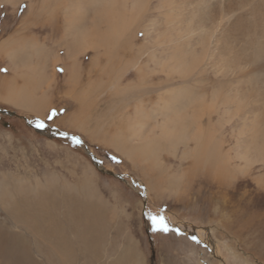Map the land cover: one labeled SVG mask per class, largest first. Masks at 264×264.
Listing matches in <instances>:
<instances>
[{
  "label": "bare ground",
  "instance_id": "bare-ground-1",
  "mask_svg": "<svg viewBox=\"0 0 264 264\" xmlns=\"http://www.w3.org/2000/svg\"><path fill=\"white\" fill-rule=\"evenodd\" d=\"M23 1L26 10L21 27L7 41L10 48L4 53L11 64L24 56L45 59L37 71L50 84L54 76L50 68L57 63L64 66L66 94L80 105L76 120L75 114L68 120L80 121V128L87 131L90 124L101 123L108 114L120 113L134 142H140L149 129L146 144L132 147H127L121 131L105 136L108 146L144 172L162 168H156L153 159L156 139H164L167 150L175 154L182 145L185 156L181 160L193 164L186 170L185 189L190 192L195 173V178L212 186L210 195L217 204L226 205L227 194L244 183L264 192V175L246 173L264 161V0ZM20 45H28L30 51L29 47L20 51ZM59 48L64 49V58L57 52ZM82 51L92 55L84 83L76 66ZM246 82L248 86L240 87ZM87 94L95 98L88 99ZM2 95L21 107L33 106L30 96L21 95L17 85ZM100 98L107 114L93 119L87 111L97 107ZM35 109L42 110L41 106ZM131 121L145 130L134 132ZM232 126L240 129L227 135L226 128ZM229 143L233 145L227 149ZM235 159L243 165H234ZM4 164L2 169L7 171L0 169V204L14 230L7 231L4 239L0 235V264H45L35 252L47 264H78L81 256L80 264H92L101 253L106 225L101 199L90 193L91 178L83 174V186L62 189L73 195L60 194L59 187H49L56 176L47 178L44 185L42 177L33 173L32 183L29 176L12 173ZM242 173L247 176L240 180L238 174ZM150 186V190L157 188ZM235 208L234 203L229 209L230 220L238 219ZM129 248L119 264H126L132 252Z\"/></svg>",
  "mask_w": 264,
  "mask_h": 264
},
{
  "label": "rangeland",
  "instance_id": "rangeland-1",
  "mask_svg": "<svg viewBox=\"0 0 264 264\" xmlns=\"http://www.w3.org/2000/svg\"><path fill=\"white\" fill-rule=\"evenodd\" d=\"M25 7L26 3L23 0H0V44H5L4 49H0V110L15 114L6 116L0 113V120L3 121L1 124L3 126L0 125L1 171H7L5 168L2 169L5 163L4 165L10 166L12 173H23L30 177L28 180L32 183L35 182L32 174H38L40 178L42 177L41 181L44 185L47 178L57 177L58 181L56 180L54 185L49 184V187H59L60 192L67 185L83 186L81 177L85 173L91 178L93 186L90 188V193L94 192L96 200L101 199L103 224L106 225L101 253L92 264H119V260L122 259L125 251L130 249L129 247H132V252H130L131 256L127 255L126 264H210L214 261H220L219 264L223 262L225 264H264V192L255 191L254 184L244 183V186L236 191L238 193L229 192L231 194H227L228 203L223 206L217 204L218 200L210 195L212 186L201 181L198 176L195 178L194 173L189 192L184 186L189 175L186 170L193 167L191 160H181V156H185L182 145L178 147L179 150L175 154L174 150H167L165 140L160 138L156 139V144L154 143L157 148L153 147L155 148L153 159L157 160L156 168H162L157 169L156 172L147 170L144 172L122 153L108 146L105 141L108 140L106 137H113L115 133L118 135L121 131L128 140L127 147L137 143L144 145L146 144L145 135L149 129L147 131L137 129L135 127L137 123L131 121L130 126L134 127V132L140 130L145 134H142L143 139H138L140 142L137 140L134 142V139L130 141L132 136L129 134L127 123L119 119L120 113L101 117L102 113L107 114V108L103 106L102 98H100L97 100L99 105L93 110L88 109L87 112L92 118L98 116L102 118L101 123L90 124V129L86 128L88 132L83 131L80 128V121H73L76 120L80 105L71 95L66 94L68 75L62 64H55L56 66L54 65L51 70L53 61L51 58L47 61L50 73L54 75L50 77L51 84L47 80L43 82L42 74L37 71L39 64L45 63V59L41 60L38 56L29 58L24 56L18 62L14 59L11 64V60L9 61L4 51L10 48L7 41L12 39L21 27ZM28 47V45L26 47L20 45L19 50H26ZM57 52H60L59 55L64 58L63 48H59ZM91 56L90 53L83 51L77 56L78 65L76 66L84 74H81L83 83L88 80L86 72L90 67ZM68 63L73 66V63ZM245 84L248 83L241 84L240 87L248 86ZM15 85L18 86L21 95L30 96L33 104L29 105L33 106L27 108L22 105L21 107L3 97L2 93L5 94ZM87 96L91 100L95 98L93 97L95 95L87 94ZM35 106H41L42 110L35 112ZM74 114V119L68 120L69 116L72 117ZM140 116L137 118L139 119ZM29 124L33 126L43 124L42 128L48 134L70 135L72 138L50 139L35 132ZM104 127L111 129H104ZM239 129L240 127H227L226 133L228 132L227 135H229L232 130ZM155 132H158L157 136H160L159 130ZM74 138L81 142L75 143ZM232 145L233 143H229L227 149ZM167 156L170 162L167 161ZM235 156L236 154H233L234 158ZM91 158L100 161L104 173L95 167ZM142 164L145 165L146 160ZM234 165L239 166L243 163L235 159ZM248 170L250 171L246 173L250 172L252 177L264 175V161L254 164ZM109 171L121 176L122 179L108 175L106 172ZM238 175L240 180L247 176L243 177V173ZM153 176H156L157 180L152 179ZM152 183L157 187L156 189L151 187L153 185H149ZM66 193L64 190L60 194ZM245 194H248L247 197H244ZM233 202L236 204L235 209L238 208V219L234 217L230 220L229 209ZM149 216L163 217L169 228L173 230L167 233L153 231V223ZM12 228L13 225L7 220L1 203L0 235L3 239L7 231L10 232ZM233 253H236V256ZM34 256L47 264L38 252H35ZM82 258V256L78 258V264L83 261Z\"/></svg>",
  "mask_w": 264,
  "mask_h": 264
},
{
  "label": "water",
  "instance_id": "water-1",
  "mask_svg": "<svg viewBox=\"0 0 264 264\" xmlns=\"http://www.w3.org/2000/svg\"><path fill=\"white\" fill-rule=\"evenodd\" d=\"M0 113L2 114V115H6V116H14L15 114L14 113H10V112H8V111H3V110H0ZM29 126H30V128H32V129H34L35 130V132H37V133H39V134H43L44 136H46V137H48V138H50V139H55V138H65V139H71L72 138V136H70V135H57V134H48L47 133V131L44 129V128H42V127H37V126H33V125H31V124H29ZM91 160H92V162H93V164L95 165V167L99 170V171H101L102 173H104L103 172V170L101 169V166H100V161L99 160H97V159H93V158H91ZM108 175H111V176H113V177H115V178H117V179H122V177L121 176H117V175H114L112 172H106Z\"/></svg>",
  "mask_w": 264,
  "mask_h": 264
},
{
  "label": "snow or ice",
  "instance_id": "snow-or-ice-1",
  "mask_svg": "<svg viewBox=\"0 0 264 264\" xmlns=\"http://www.w3.org/2000/svg\"><path fill=\"white\" fill-rule=\"evenodd\" d=\"M38 127H43V124H38ZM74 142L79 144L81 141L78 139L74 138ZM149 219L153 223V231H162V232H169L172 231L173 229H170L169 226L166 224L165 220L163 217H154V216H149ZM195 239V237H193Z\"/></svg>",
  "mask_w": 264,
  "mask_h": 264
},
{
  "label": "trees",
  "instance_id": "trees-1",
  "mask_svg": "<svg viewBox=\"0 0 264 264\" xmlns=\"http://www.w3.org/2000/svg\"><path fill=\"white\" fill-rule=\"evenodd\" d=\"M0 116H1V114H0ZM1 124H3V121H2V120H0V125H1ZM1 126H3V125H1Z\"/></svg>",
  "mask_w": 264,
  "mask_h": 264
}]
</instances>
